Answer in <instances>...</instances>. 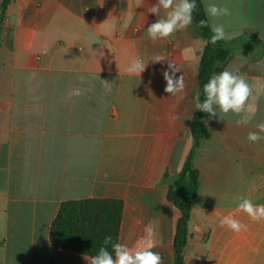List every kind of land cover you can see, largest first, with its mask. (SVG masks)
<instances>
[{
  "label": "crops",
  "instance_id": "1",
  "mask_svg": "<svg viewBox=\"0 0 264 264\" xmlns=\"http://www.w3.org/2000/svg\"><path fill=\"white\" fill-rule=\"evenodd\" d=\"M202 2L230 9L207 16L230 36L225 68L252 86L255 114L247 125L232 113L206 115L211 136L194 157L200 185L184 261L264 264V221L238 211L241 196L264 204V140H247L264 122V0ZM156 3L11 0L3 12L0 0V264H88L86 254L51 242L62 203L84 199L122 201L119 242L132 246L152 223L154 251L176 264L180 213L168 194L194 146L207 41L194 17L186 30L152 41L147 27L158 17L147 9ZM157 56L165 60L152 62ZM137 57L147 66L130 75ZM169 62L185 78L176 96L164 91ZM228 215L247 231L221 226Z\"/></svg>",
  "mask_w": 264,
  "mask_h": 264
},
{
  "label": "clouds",
  "instance_id": "2",
  "mask_svg": "<svg viewBox=\"0 0 264 264\" xmlns=\"http://www.w3.org/2000/svg\"><path fill=\"white\" fill-rule=\"evenodd\" d=\"M196 8L195 0H157L155 5L147 9L149 13L158 17L156 22L147 27L148 37L152 41L167 39L178 31L186 30L193 23V12ZM162 10L163 16H161ZM205 10L211 18L231 15L227 6L215 3L206 5ZM198 26L206 27L207 21L200 20ZM211 32L213 33L210 37L212 44L230 38L223 24L212 25ZM164 60V57L157 56L152 62ZM146 66L144 61L137 57L132 59L126 71L130 75L140 76ZM169 66L172 68V74L168 71L163 73L166 81L164 91L170 96H176L185 90V78L183 74L175 78V73L179 72L180 69L173 66L170 62ZM203 92L205 99L201 101L199 94H197L193 105L194 111L207 113L210 117L232 113L241 116L236 121L238 125H247L255 114L254 108L249 103L253 95L252 86L242 75L227 68L213 74L203 86ZM188 119H192V117ZM204 123L207 124V121H204ZM255 127L258 131L249 132L247 135V140L252 143L264 140V135H262L264 134V122L257 123ZM238 199V211L246 213L254 222L264 221V204H254L251 199L243 196ZM220 224L235 233L247 231L248 229L246 224L241 223L231 215L223 217L220 220ZM103 244L105 246L111 245V251L107 247H101L96 255H85L83 259L88 264H163V258L160 253L154 251L158 243L156 241V229L152 223L144 227V235L132 246L126 243L113 242L111 236L106 237Z\"/></svg>",
  "mask_w": 264,
  "mask_h": 264
},
{
  "label": "trees",
  "instance_id": "3",
  "mask_svg": "<svg viewBox=\"0 0 264 264\" xmlns=\"http://www.w3.org/2000/svg\"><path fill=\"white\" fill-rule=\"evenodd\" d=\"M11 0H1L3 12ZM197 8L193 17L197 25L200 20L207 21L206 27H200L207 46L202 54L199 71V97L203 101V86L210 77L225 69L233 54L226 41L216 44L210 42L211 24L202 0H195ZM207 113L196 111L192 122L194 146L190 150L185 164L170 185L168 200L179 211L180 217L175 240L176 264H185L184 254L190 236L192 207L198 198L200 185L199 172L194 167V157L201 143L210 138V132L204 121ZM123 202L114 199L70 200L62 203L51 229V242L54 246L89 256L98 253L101 247L111 251V245L103 241L111 236L113 242H119L123 215Z\"/></svg>",
  "mask_w": 264,
  "mask_h": 264
},
{
  "label": "rangeland",
  "instance_id": "4",
  "mask_svg": "<svg viewBox=\"0 0 264 264\" xmlns=\"http://www.w3.org/2000/svg\"><path fill=\"white\" fill-rule=\"evenodd\" d=\"M185 262V261H184Z\"/></svg>",
  "mask_w": 264,
  "mask_h": 264
}]
</instances>
